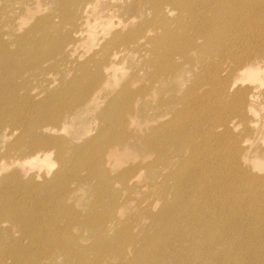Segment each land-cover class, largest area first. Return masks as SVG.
Segmentation results:
<instances>
[{
  "label": "bare ground",
  "instance_id": "bare-ground-1",
  "mask_svg": "<svg viewBox=\"0 0 264 264\" xmlns=\"http://www.w3.org/2000/svg\"><path fill=\"white\" fill-rule=\"evenodd\" d=\"M4 1L2 65L22 48L9 50L15 19L33 8L28 0ZM116 1L55 0L54 13L35 18L30 27L40 34L28 41L46 45L45 54L60 55L72 73L67 89L83 91L67 111L60 89L48 96L28 89L19 105L4 107L8 121L3 125L0 116V141L20 126L24 133L6 147L10 153L21 146L17 162L1 165L0 154V264H264V175L252 174L247 164L264 169V149L258 153L238 142L236 151L233 146L228 155L218 152L233 165L209 173L207 150L227 130L213 127L220 137L201 139L210 126L199 124V117L192 126L190 102L178 108L177 120L174 114L161 118L176 109L184 97L178 91L189 85L194 103L210 106L207 113L219 105L229 115L244 116V106L232 99L264 80V41L253 52L233 54L231 64L220 57L230 55L223 45L238 20L261 16L264 0H139L131 10ZM96 26L102 41L93 48ZM239 33L234 39L250 42ZM79 43L90 53L76 51ZM26 56L14 67L17 76L28 71L45 79L51 73L50 58L22 68ZM208 65L220 70L202 90ZM117 76L123 77L120 83L111 81ZM137 79L143 80L132 87ZM3 85L17 92L15 85ZM30 93L33 103L26 109ZM217 95L226 98L206 102ZM86 110H95L97 122L82 117ZM63 119L71 127L66 134ZM144 168L151 180L140 177ZM234 183L235 197L226 189ZM12 230L18 232L14 239Z\"/></svg>",
  "mask_w": 264,
  "mask_h": 264
},
{
  "label": "rangeland",
  "instance_id": "rangeland-1",
  "mask_svg": "<svg viewBox=\"0 0 264 264\" xmlns=\"http://www.w3.org/2000/svg\"><path fill=\"white\" fill-rule=\"evenodd\" d=\"M30 4L28 5H33V8L31 10H29L28 12L25 13V15L22 17V19H15V21H17L16 23V33H13V37L8 41V43H10V47L9 50H13L15 51L17 48V44L18 47H22L24 49H27L32 55H29L28 53H26L25 51L22 50V48H19L18 50H16L13 61L8 62L6 64H0V82L4 83V84H12L15 85V90L17 91L16 93H12L10 94L6 89V87L3 85L0 88H5V89H0V111H1V121L3 123V125H5V122L3 121V119H7L8 121V117L4 114V107L5 106H9L11 108H15L17 105L20 104V99H21V95L23 93H26V91L32 90L34 88V90H40L42 91V95L45 96L49 94L50 91L52 90H62V109L63 111H67L68 109H66V107H70L71 105L74 104L73 100L74 98L80 94L83 90H81L80 86H77L75 88H73L74 90H70L67 89V82H70L73 78L72 73H69V71L67 70V67L65 66L64 62L60 61V55H56L55 52L53 53H47L45 54L44 51H47V46L43 45V44H38L39 42H29L28 39L30 37H32V35L35 34L38 35L40 34V31L34 29L31 32V25L32 23L35 21V18H44L47 17V13L51 14L54 13L53 11V3L55 0H28ZM4 0H0V3H4ZM12 2V1H11ZM11 2H9L11 4ZM117 3L121 4L122 6H124L126 8V10H131L134 9V4L136 2H139V0H117ZM8 3V4H9ZM18 3L17 1H13L12 5L16 6ZM261 16L255 17V18H250L248 20H238V24L236 25V29H233L236 33L241 31V33L237 34H243V36L247 35L246 38L247 39H251L250 42L247 40H240V39H234L236 33H230L228 35V37L230 38V41H225L226 44L223 46H228L229 48H224V50L230 54V55H221L220 59L222 62H224L225 60L228 61L230 63V58L233 54L236 55H240L243 53H250L253 52L254 50H256L257 47L260 46V44L264 41V11H261ZM55 17V16H54ZM126 17H130V15L128 14ZM56 18V17H55ZM57 19V18H56ZM113 22H116V18L112 17ZM97 29V37L94 39L93 42V48H96L95 46H97V43H101L102 41V30H100L98 28V26H96ZM15 29L11 30L14 31ZM15 30V31H16ZM106 35H109V33L107 32ZM234 39V40H233ZM1 43V41H0ZM98 44V45H99ZM50 45V44H47ZM92 46V45H91ZM90 46V48H91ZM76 51L79 52H83L84 55H87L90 53L91 49H88L84 43H79L77 44ZM233 52V53H232ZM22 55H27L26 59H25V65L22 67L24 69H30L33 68V65L35 63V60L37 59H47L50 58L51 60V64L48 65L50 68H48V71H51V73L47 72L45 75V79L43 76H38L36 75L34 78H31L27 75L26 71L23 75L21 76H17L18 73V69L14 68L17 67V61L19 59V57L21 58ZM215 56L210 54L207 57L208 58H215L213 57ZM218 57V55H216ZM8 57V55L6 56ZM211 58V59H212ZM229 58V59H228ZM1 59V58H0ZM216 59V58H215ZM176 63H181L182 61H179V59H175ZM231 64V63H230ZM53 68H52V67ZM208 71H206V81L204 82L205 84H207V86L202 85V90L204 89H208V84L212 79H216L218 74H219V68H213L212 66L208 65ZM44 72V71H43ZM197 73L192 74V76H190L189 78L195 79ZM124 76V74H123ZM57 78V79H56ZM123 77L117 76L114 77L113 79H111V81L113 80H118V82L120 83L122 81ZM138 78V76H137ZM58 80L59 84H61V86L58 85L57 82H55L54 80ZM59 79H61V81H59ZM143 79H137V81L132 85V87H137L140 85V83L142 82ZM252 87L251 90L246 93L242 98L240 99H232V102L234 104H236L237 106H239L240 108H243L244 106V116H236V115H229L227 113L228 111V107L227 110H225L223 107L217 105L216 107H213L212 109L208 111V108L210 106H202L200 105V103H194V97H195V92L193 91L194 89L190 90L189 86L188 87H184L183 89H181L180 91H178V94L180 96H184L181 99V102H176L174 103V105L176 106V109H173L172 112H170V114L165 115L161 118H171V115L174 116L173 120H177L178 117H176L178 115V108L179 107H183L185 106V108L187 109V103H191L192 105H194L193 107H189L187 110H191V123L193 126V117L195 118V121L198 123V117H199V124L200 122H202L203 125H207L206 128H208L209 126V130L204 129L202 132V136L201 139L203 138L204 135H206V138H208L209 140H211V138L215 137L216 135L219 136L218 134H216L217 132L213 131V127H216V129L218 131H220L222 128H225L227 131L225 133L224 136H222L220 139H218L216 141V143L213 146H209V151L207 150L206 153V157H207V162L206 165H208V167L210 168L211 172L209 173H214L215 169L220 167L221 169L226 168L229 165H233L232 164V160L229 159H223V158H219L218 156V152L221 150H226V155H228V150L230 151V149H233L234 146V151H236L238 145L240 144L243 147H249L250 149H256V151L258 153H260L263 149H264V141H263V135H264V80L262 82L259 83H251ZM119 85V84H118ZM118 85H115L113 87H109V90H114L115 87H117ZM191 87V86H190ZM114 88V89H113ZM29 89V90H28ZM174 90L177 91V88L173 87ZM58 90V91H60ZM200 89V91H202ZM234 91V90H232ZM113 92V91H112ZM173 92V91H172ZM21 94V95H20ZM33 93L29 94V103H27L25 105L26 109H30L28 107V105H32V100L33 98L31 96ZM64 94V95H63ZM203 94V93H202ZM31 95V96H30ZM74 95V96H73ZM40 96V93H39ZM38 96V97H39ZM169 96V93H168ZM38 97H34V99L38 98ZM219 95L214 96L213 99L211 98L210 101H206L208 103H221L226 97H222L220 98ZM224 98V99H223ZM227 99H231V98H227ZM211 104V105H212ZM232 104L231 102L228 104L230 105ZM224 105H226V102H224ZM227 106V105H226ZM251 106V107H250ZM253 106V109H252ZM250 108L253 110L251 113ZM18 110V117H22L23 116V112L19 109V106L17 108ZM207 113V114H206ZM96 112L94 110V112L92 113L91 111L87 110L82 114V117L86 116V118H93L96 122H97V118H95L96 116ZM174 114V115H173ZM195 115V116H194ZM202 118V119H201ZM252 120V123H249V121ZM95 123V122H93ZM9 124V122H8ZM10 125V124H9ZM95 125V124H94ZM94 125L91 126V128L93 129ZM261 127V128H259ZM70 126L69 124L65 123L64 119H63V131L61 134H66L67 131L70 130ZM5 132L9 131V127H4ZM94 132V130H90L87 134H92ZM24 133V127H19V128H15L14 130V134L12 135H7L5 136L4 139H2L0 141V154L4 156V158L1 161V165L5 164L6 167H9L10 165H12L13 162H17L18 159L21 156L20 153V148L21 146L16 147V150L8 153L6 150V147L9 143L16 141V139L18 140L19 137L22 136V134ZM35 134H37V132H35ZM34 134V135H35ZM86 134V135H87ZM85 135V136H86ZM33 135H31V137H28L29 139L32 138ZM220 137V136H219ZM244 140V141H242ZM239 142V144H238ZM187 156L189 155V152L187 151L185 153ZM154 156V155H153ZM149 157L148 159L145 158L144 160H150L155 157ZM234 156V154H233ZM234 157H232L233 159ZM239 162H236L235 164H238ZM249 164L248 166L251 168L252 174L256 173L259 175H264V169L260 168L259 165L257 163H252L249 162L247 163ZM212 166V167H211ZM230 166V167H231ZM249 169V168H248ZM118 170V168H115L113 170V172L115 173ZM149 169H141L140 172V177L145 176L146 179H152L153 176H149L148 173ZM229 171V170H228ZM227 171V172H228ZM112 172V173H113ZM226 172V171H224ZM226 172V180H230L231 176L227 175L228 173ZM224 179V180H225ZM237 187H239L238 183H234L228 187H226V189L228 190L229 194H232L235 196H237L238 190ZM89 200H86V203H88ZM5 226H7L6 224H4ZM8 227V226H7ZM15 229V228H12ZM17 230H12L10 231V234L12 236V238H16L17 237Z\"/></svg>",
  "mask_w": 264,
  "mask_h": 264
}]
</instances>
